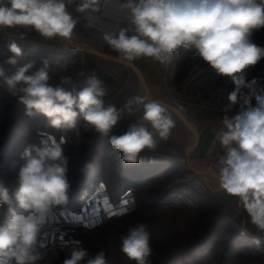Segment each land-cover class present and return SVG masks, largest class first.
<instances>
[{
	"label": "clouds",
	"instance_id": "obj_1",
	"mask_svg": "<svg viewBox=\"0 0 264 264\" xmlns=\"http://www.w3.org/2000/svg\"><path fill=\"white\" fill-rule=\"evenodd\" d=\"M73 4L76 13L90 20L89 27L102 9L113 7L122 14L127 26L104 31L102 40L127 62L151 58L164 64L178 51L194 50L217 75L231 80L234 88L224 97L222 126L215 134L222 149L215 179L264 234V87L258 89L255 78H246V70L264 58V46L251 39L254 30L264 28V0H0V30L35 31L46 41H70L79 23L68 9ZM8 50L13 55L4 63L12 70L0 64V82L10 94H22L19 102L26 115L42 114L51 127L77 134V122L83 120L86 129L107 138L125 163H138L142 153L154 151L176 126L173 114L157 100L135 95L118 109L106 104L107 89L97 75L88 74L65 90L49 83L47 60L36 68L17 43ZM60 83L73 81L64 75ZM137 111L142 115L127 131L111 134L125 113ZM63 143V136L60 142L49 136L26 148L17 187L11 194L7 188L0 192V210L6 209L0 211V258L35 264L47 255L45 225L53 209L69 201ZM13 201L21 211L13 208ZM150 240L148 225L137 223L121 237V251L135 264H150ZM61 248L70 253L63 264H107L103 250L90 255L79 241H63Z\"/></svg>",
	"mask_w": 264,
	"mask_h": 264
},
{
	"label": "rangeland",
	"instance_id": "obj_2",
	"mask_svg": "<svg viewBox=\"0 0 264 264\" xmlns=\"http://www.w3.org/2000/svg\"><path fill=\"white\" fill-rule=\"evenodd\" d=\"M90 32V28H83L79 22L73 37L82 44L92 45L98 50L113 54L111 52L113 50L101 40V37L93 41L89 37ZM251 39L257 45L264 46V28L254 30ZM52 42L55 49L71 52L63 40L52 39ZM4 46L1 48L2 51L7 50L8 44ZM28 50L25 48L24 52ZM181 51L184 54L194 52V50ZM79 56H84L82 61H76L68 69L67 76H71L72 84H61L60 75L52 77L49 83L71 90L73 85L84 76L98 75L99 70L108 69L112 72L116 71L121 79L130 78V82L142 93L139 78L128 66L105 60L92 53H79ZM43 58L48 60L47 56ZM198 64L191 71L203 65L200 71L184 83H175L173 87L171 76L168 74V88H165L162 81L164 92L157 96L151 92L152 95L177 106L179 95L176 90L186 89L189 81L198 80V76L212 69L201 58ZM246 78L248 80L255 78L258 89L264 87V58L257 65L246 70ZM211 86L213 85L208 87ZM233 88L234 85L231 82V91ZM244 91L247 92V90ZM20 95L22 94L17 93L15 96L10 94L0 82V186L7 185L6 188L10 194L17 187L19 163L15 148L9 146L4 150L3 146L5 141H11L13 127L18 125V121L26 115L25 106L19 102ZM252 103L254 105L255 100ZM173 115L178 122L182 123L181 119L174 113ZM77 124L79 134L75 131L64 132L54 128L56 134L63 135L65 140L63 147L64 155L68 160L66 177L70 184L69 192L74 190L79 176L85 170L84 163L92 154L95 155L92 162L95 174L103 172L111 177L112 188L124 161L115 156L107 138H102L92 129H86L83 126V120H78ZM218 147L209 158L191 161L195 167L203 170L199 174L193 172L184 159L170 172L160 170L155 180L148 182L145 187L135 192L138 201L134 208H129L122 215H115L99 227L87 231L79 230L83 237L79 242L89 250L90 255L103 250L106 253L107 264H135L134 260H130L121 251V237L126 235L129 227L143 222L148 225L151 233L152 253L148 257L150 264H264V243L245 234L242 235V231L222 216L221 206L213 195L212 184L216 181L215 176L218 171L217 158L222 154L220 145ZM82 150L85 151L84 155H81ZM179 184L185 185L179 186ZM3 190L0 188V192Z\"/></svg>",
	"mask_w": 264,
	"mask_h": 264
},
{
	"label": "crops",
	"instance_id": "obj_3",
	"mask_svg": "<svg viewBox=\"0 0 264 264\" xmlns=\"http://www.w3.org/2000/svg\"><path fill=\"white\" fill-rule=\"evenodd\" d=\"M75 7V4L69 5L68 9L74 16L78 17L83 28H90L91 32L89 37L93 41L94 39H100V37L102 40L104 31L112 30L116 26H127L122 14L116 11L115 8L109 7L108 9H102L100 13L94 14L91 20L94 26L89 27L90 20L86 19L85 15L76 13ZM22 34L24 35L23 39L20 38ZM75 41H78V39H75ZM12 42L17 43L21 49H29L25 52L27 53V59L29 61H34L36 68L42 66L45 60L43 56H47L51 79L56 75L64 76L69 74V66L73 65L76 61H82L81 59L84 57L61 49H55L52 40H44L35 31L25 33L24 30H0V49L4 48V45H9ZM111 52H113V55L118 56L116 52ZM181 54L182 51L174 53L170 60L171 64L168 68V74L172 79V87L175 85V71L178 58ZM12 55L13 54L8 48L4 51L1 49L0 64H3L4 67L10 71L12 70L11 66L4 62ZM133 63L142 71L150 91L155 96L161 95L164 92L161 80L164 72L167 70L168 63L161 64L151 58H141ZM61 65H66V70H64ZM34 70L35 69H33V71ZM97 74L98 78L101 79L106 86L107 95L104 99L107 104H113L119 109L123 107L128 98L135 95H143L130 82V78L127 80L121 79L119 75L117 76L116 71L112 72L108 69H102L99 70ZM230 81L229 78L219 76L214 71L207 76H202L194 82L189 81L186 89H181V91L176 90L179 95L176 107L185 113L184 115L191 122L195 130H197L198 137H196L193 130L187 127L183 122H178L173 115L176 126L172 130L171 136L166 141H160L154 151L146 150L142 153L138 163H127V175L135 168L143 170L160 168L162 171L166 172L172 165L181 164L183 159L187 161V156H189L192 162L195 160H205L212 156L217 148H219V142L216 140L215 134L222 126L221 120L224 113L221 111V108L224 103V97L231 92ZM209 85L213 86L208 87ZM172 90L174 89L172 88ZM238 110L239 108L236 107L230 115L235 114ZM141 115V111L132 114L125 113L118 124L113 128L112 134H123L127 131L129 125L135 123ZM17 124L16 155L18 157L19 169L24 163L22 157L26 148L31 145H38L42 138L46 139L49 136L55 137L56 141L60 142L63 136L57 135L56 130L51 127L49 123L39 124L38 122H33L26 115L23 116ZM192 144L194 145L188 155V150ZM113 151L115 156L121 158L119 152L114 149ZM199 170L203 171L202 169ZM205 172L209 173L207 171ZM108 177L109 176L106 177L105 175V177L98 179L94 188L85 196L79 199H71L69 197V201H71L70 204L67 203L65 206L53 209V214L48 219L42 233V239H44L47 245V255L43 259L35 262V264H42L43 262L48 264L63 262L70 253L67 249L61 248V243L71 240L80 241L83 237L79 233V230L87 231L94 229L114 217L115 215H107L106 209L108 205L118 210L122 202L128 200V208H134L136 206L138 201L135 194L136 190L130 188L119 197L118 200H115ZM101 185H103V187H101ZM212 185L214 187L218 186L216 181H214ZM213 193L221 206L222 216L225 219L232 222L240 231L244 232L245 235L264 243V234L256 230L250 223L247 214L242 209H238L236 198L227 195L222 190H215ZM106 200L107 203H105ZM16 211L19 212L21 210L17 209ZM25 215H27V213H25ZM74 216H79L81 219L76 221L73 219ZM93 221H98L94 227L86 226ZM0 264H14V262L7 258H0Z\"/></svg>",
	"mask_w": 264,
	"mask_h": 264
},
{
	"label": "trees",
	"instance_id": "obj_4",
	"mask_svg": "<svg viewBox=\"0 0 264 264\" xmlns=\"http://www.w3.org/2000/svg\"><path fill=\"white\" fill-rule=\"evenodd\" d=\"M194 52H190V54H184L182 53L177 61L176 71H175V83H184L187 81L188 78H190L193 74L195 75L198 71H200L203 67V65H200L196 68L195 71H191L192 68L199 65V57L195 58ZM214 69H211L208 73L203 74L202 76H205L207 74H210ZM202 76H198L201 78ZM31 119V121L38 122L39 124L42 123H48V119L43 116L42 114H36L35 116H28ZM15 126V125H14ZM13 138L10 140L5 141V144L3 146V149L6 150L8 147L12 146L17 149V141H16V126L13 127ZM10 141V142H9ZM97 143V142H96ZM85 151L82 150L81 155H84ZM95 159V155H90L88 160L85 161L84 164H86L85 170L83 173L79 176V180L77 185L75 186L74 190L70 193H68L69 197L71 199H79L82 196H85L88 194L96 185L98 179L101 177H105L103 172H100L99 174H95V171L93 170L92 162ZM122 161V160H121ZM176 164L172 165L171 168L167 169V172H170L174 169ZM177 167V166H176ZM162 169H140L135 168L130 172V174L127 175V163L123 162V166L121 167L120 171H118L117 179L111 188L113 191V197L115 200H118L119 197H121L128 189L134 188L136 192H138L140 189L146 186L148 182H151L152 180H155L156 177H158L159 172ZM165 172V171H164ZM107 177V176H106ZM109 178V182L111 185V177ZM185 184H179V186H184ZM7 185L2 184L0 188L5 189ZM71 201L68 202L70 204ZM13 208L15 210L19 209L18 206L15 204V201H13ZM6 211V209L2 210ZM42 264H48L46 262H43ZM51 264H58V263H51Z\"/></svg>",
	"mask_w": 264,
	"mask_h": 264
},
{
	"label": "water",
	"instance_id": "obj_5",
	"mask_svg": "<svg viewBox=\"0 0 264 264\" xmlns=\"http://www.w3.org/2000/svg\"><path fill=\"white\" fill-rule=\"evenodd\" d=\"M65 43H67L66 45L68 46V48L70 49L71 53H75V54H84V53H92V54H95L105 60H110V61H116V62H119V63H122L126 66H128L129 68H131L137 78L138 81H139V86L142 90V94L143 96H147L150 100H157L159 102H161L165 107H167L172 113H174L178 118H180L182 120V122L187 126L189 127L191 130H193L194 134L196 135V137H198V133H197V130H195V128L193 127V125L191 124V122L187 119V117L184 115L185 113H183L178 107H176L175 105H173L172 103H169V102H166L164 100H161V99H158L156 97H154V95H152L150 89H149V86L147 85V82L143 76V73L142 71L140 70V68L133 62H127L123 59H121L119 56L117 55H113L111 53H106V52H103L101 50H98L97 48L93 47L92 45H86V44H82L78 41H75L74 38H72V40L70 41H65L63 40ZM208 75V74H207ZM206 75V76H207ZM195 144V143H194ZM192 144L188 150V155H189V152L191 150V148L193 147ZM187 163H188V166L189 168L199 174L200 172H202L201 170L197 169L193 163H191V160L189 158V156H187ZM213 191L215 190H220L218 188V186L212 188Z\"/></svg>",
	"mask_w": 264,
	"mask_h": 264
},
{
	"label": "snow or ice",
	"instance_id": "obj_6",
	"mask_svg": "<svg viewBox=\"0 0 264 264\" xmlns=\"http://www.w3.org/2000/svg\"><path fill=\"white\" fill-rule=\"evenodd\" d=\"M101 187H103V185H101ZM105 203H107V200L105 201ZM129 204L128 200H124L120 206V208L118 210L113 209V207L111 205H108L106 211H107V215L108 216H112V215H122L125 212H127L129 210V208L127 207V205ZM74 220L79 221L81 218L79 216H74L73 217ZM98 221H93L90 224H87V227H94L95 224Z\"/></svg>",
	"mask_w": 264,
	"mask_h": 264
},
{
	"label": "built area",
	"instance_id": "obj_7",
	"mask_svg": "<svg viewBox=\"0 0 264 264\" xmlns=\"http://www.w3.org/2000/svg\"><path fill=\"white\" fill-rule=\"evenodd\" d=\"M168 64H167V70L164 72V74H163V76H162V80H161V82L163 81V84L165 85V88H168V84H167V82H168V68H169V66H170V61L169 62H167ZM168 90V89H167ZM105 102H106V100H105ZM106 104H107V102H106Z\"/></svg>",
	"mask_w": 264,
	"mask_h": 264
}]
</instances>
